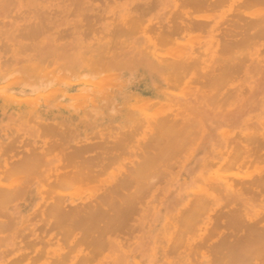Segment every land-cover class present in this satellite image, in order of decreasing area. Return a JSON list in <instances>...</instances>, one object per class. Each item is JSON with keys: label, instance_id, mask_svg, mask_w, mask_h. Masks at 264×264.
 I'll list each match as a JSON object with an SVG mask.
<instances>
[{"label": "bare ground", "instance_id": "obj_1", "mask_svg": "<svg viewBox=\"0 0 264 264\" xmlns=\"http://www.w3.org/2000/svg\"><path fill=\"white\" fill-rule=\"evenodd\" d=\"M52 65L180 91L86 133L44 112ZM0 83V264H264V0H0Z\"/></svg>", "mask_w": 264, "mask_h": 264}, {"label": "rangeland", "instance_id": "obj_2", "mask_svg": "<svg viewBox=\"0 0 264 264\" xmlns=\"http://www.w3.org/2000/svg\"><path fill=\"white\" fill-rule=\"evenodd\" d=\"M195 36H197V35H195ZM53 68L54 67L52 65L48 69V74L50 75L49 78H51V76H53V74H54V76L52 77L53 79L51 78L52 80L50 79L51 83L48 82L50 85L48 86V88H46V92L48 90V94H49V89L52 91L53 88H56L59 91H58V93L56 92L55 94L50 93L51 97H49V99L50 100L53 99L52 101H54V105H53L54 107L53 106L45 107L44 112H47V115H50L51 118L55 115L54 118L56 120H60V121H62V123H65L68 126H69L70 121H72L74 123H76V121H77L78 124H76V126H72V127H76L77 129H85L86 133H89L90 131H93L96 128L106 129L110 125H112V123H114V122H115V125H118V127L122 124L127 123L128 121H130L129 119L131 117L133 118L136 114L139 113L138 111L141 110V109H139L141 107H139L138 109L137 108L134 109V107H136V106L138 107V105L141 106V104L143 102L147 103L146 101H148V100H146V98H145L147 96L154 98V99L160 98V97H168L169 94H167V93L169 91H171L173 93V95H170V97L171 96L175 97L177 94H179L178 91H180L176 87H175V90L173 88H171L174 91L171 90L170 88H168L170 85L163 84L162 81L154 80V82H153L152 80H149V78L146 77V75H144L141 71L132 69L133 71L131 70V71H120L119 72L116 70V71L107 72L106 74H104L103 75L104 77H105V75L108 77L109 74H111L113 76L114 75L113 73H115V76L116 77H117V75H118V77L120 76V79H115L116 78L115 76H113L115 78L112 77L113 78L112 80L110 78L108 80V82L109 81L114 82V83H112V82L111 83L113 85L115 84V87L113 88V90H110V91L108 90L106 93L103 91L104 93L102 94L101 91L99 92L97 90V88H96L97 86H95V84L93 85L94 82L96 84H99V85L101 84L100 83L101 80L97 81V79H96L97 77H95L93 80V83L90 84V81L85 82V81H87V79H86L87 76L85 77L84 75H81L82 76L81 77L79 75V76L75 77L73 75V70H71V68H68V70L63 72L65 74L62 73V75L60 77L57 75H60L61 71H59L60 73H58V71H56V73H55L54 72L55 69H53ZM51 69L53 71H51ZM52 72H53V74H52ZM64 76H66L65 79L66 78L69 79L70 83L67 80V84H66V82H64V79L62 78L63 81L61 82V84H58L57 81H59V79L61 77H64ZM83 76H84V79H83ZM57 77H59V78H57ZM72 77H75V78H72ZM89 79H91V78H89ZM98 79H100V78H98ZM107 79H106V81L102 80V83L106 82L108 84ZM47 81H49V79ZM77 81H79V82H77ZM91 82H92V80H91ZM110 82H109V84H110ZM0 85H1V83H0ZM75 85H80V87H83L84 90H80L78 93L76 90H74ZM88 87L93 88V89L89 88V91L91 93H89V95H88L92 98H90V97H88L87 99H84L85 97L77 98L78 96L76 94H81L83 92H86V95H87L88 89H86V88H88ZM56 89H54V90H56ZM176 89H177V91H176ZM81 91H83V92H81ZM157 92H159V94H157ZM171 92H170V94H171ZM175 92L176 93L178 92V93L176 94ZM146 93H148V94H146ZM69 95L71 97H75V96H77V97L71 98V97H68ZM165 95H167V96H165ZM138 101L140 103H138ZM199 101L200 100L198 99V102ZM78 102H80V103H78ZM83 102H85L86 106L81 105ZM76 104L77 105L80 104L81 107L76 108L75 107ZM132 104L134 105L133 108H132V106H133ZM110 107H111L113 112L109 111V110H111V109H109ZM243 109L245 111L243 112V114H241V118L246 119L247 115L250 112V106L245 105ZM83 112H84V114H83ZM4 114L5 113L2 110H0V122L3 120ZM126 114H128V117H126ZM79 116L81 118H79ZM100 116H101V118H100ZM109 116H110V118H108ZM82 118H84V119H82ZM123 119H125V120H123ZM86 120H87V122H86ZM87 125H88V127H87ZM105 126H106V128H105ZM206 127L207 128H205V131L199 130V132H196L197 135L194 134L197 137L199 135V137H198V139L195 138L197 140L192 138L193 142L195 143V146H193L192 142H191V144H189V149L187 148V150H188L187 153L189 155L186 152H184L185 154L183 153L181 155V159H178L179 164L173 163L174 167H176V168H173V169H175V170H173V172H174L175 176L177 177V179H175L173 190L175 189L177 191V188L181 184H183V182H185L188 179L187 176L190 173V171L191 172L202 171V164H201L202 159L205 156H207L206 154L209 153L210 148H212L217 142L216 136L213 132V130H214L213 127L212 126L210 127L209 123L206 124ZM206 131L209 133H206ZM206 135H208V136H206ZM196 136H194V137H196ZM206 140H207V142H206ZM200 142H201V144H199ZM202 143H204V144H202ZM195 149H196V151H195ZM206 150L208 153L206 152ZM194 151H195V153H194ZM183 160H185V161H183ZM199 164H201V165H199ZM182 175H184V176H182ZM179 176H181V177H179ZM176 191H175V193H176ZM160 207H162V206H160ZM160 207H159V210H161V212H163V209H160ZM131 242L129 243L130 247L128 246V249L126 251L127 252L130 251L133 254L132 258H134V256H136L137 259H135V260H137V262H132V258H131L130 263H132V264H136V263L137 264H145V261H143L142 257H140V255H139L141 247H139V246L136 247V243L134 241H131Z\"/></svg>", "mask_w": 264, "mask_h": 264}]
</instances>
